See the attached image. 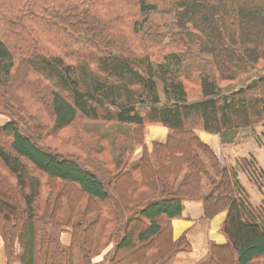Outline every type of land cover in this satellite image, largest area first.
I'll return each instance as SVG.
<instances>
[{"label":"trees","instance_id":"obj_1","mask_svg":"<svg viewBox=\"0 0 264 264\" xmlns=\"http://www.w3.org/2000/svg\"><path fill=\"white\" fill-rule=\"evenodd\" d=\"M1 115L9 263L19 242L22 264H94L112 243L111 264H165L191 248L172 236L187 200L227 211L198 264L264 259V198L238 169L261 188L256 158L223 163L197 133L264 128V0H0ZM147 125L168 128L152 149Z\"/></svg>","mask_w":264,"mask_h":264},{"label":"rangeland","instance_id":"obj_2","mask_svg":"<svg viewBox=\"0 0 264 264\" xmlns=\"http://www.w3.org/2000/svg\"><path fill=\"white\" fill-rule=\"evenodd\" d=\"M181 70H182V68H181ZM189 88L192 89V92L198 90V86H195L193 84H192V87L189 86ZM6 119H7V117H3V115H1L0 116V123L5 122ZM91 124H93V125H89V124L87 125V128L89 130L90 129H97L96 132H99L98 128L103 130L102 127L94 125V123H91ZM159 127H160V125H147L145 127V129H144V141H145L146 147H148V141L150 140V135L152 136V135H154V133L156 135V133L161 130V129H156V130H152V129L159 128ZM126 130H130V128H127ZM110 131H111V129H110ZM148 132H149V134H148ZM67 133L70 134L71 132H67ZM147 134H148V137L146 136ZM200 136H205V135L200 134ZM207 138L209 139L208 145L214 150L216 155L223 161V163L237 164V160L239 158H245V157L250 158V156H252V155L256 158L257 166H260V169L257 170L258 171L257 175H258L259 181L262 182V184H263L261 188L259 187V185L257 183L250 180V178L248 177L245 170H243L240 167L238 169H239L240 181L244 185V187L247 189V191L250 193L252 203L253 204H259L264 198V128L259 125V126L255 127V129H251V128L243 129L239 133H237L236 136H234L233 142H231V143H222L221 144L220 143L221 137L220 136L218 137L217 135H213V137L208 136ZM221 142H222V140H221ZM67 148H69L70 150H74L71 146H68ZM141 151H142V147H140L139 145L136 146L135 152L133 155V159L138 158L142 154ZM140 152H141V154H140ZM224 154H225V156H224ZM1 189H2V187H1ZM45 197H46V195H45ZM66 216H67V214H66ZM67 218H68V216H67ZM60 219H62V218L60 217ZM66 219L63 218L62 220L65 221ZM171 223H172V221H171ZM70 238H71L70 230H69V228H65L63 233H62V240H64L65 242H68V241H70ZM3 242L5 245L4 239H3ZM112 245H113L112 249H110L109 247H106L109 250L103 251L102 253H100L99 255H97L94 258V262H95L94 264H111L112 263L111 262V255H108V254L112 253L114 250V244L112 243ZM10 250H11V252H10L11 253V256H10L11 262L9 264H22L20 261L22 248H21V245L19 244V242H16L14 244V246L12 245ZM184 251H186V250H184ZM150 256H151L150 257L151 261L154 262L155 252L153 250L151 251ZM256 264H264V259L263 258L260 259L259 261H257Z\"/></svg>","mask_w":264,"mask_h":264},{"label":"crops","instance_id":"obj_3","mask_svg":"<svg viewBox=\"0 0 264 264\" xmlns=\"http://www.w3.org/2000/svg\"><path fill=\"white\" fill-rule=\"evenodd\" d=\"M156 129L161 130L156 135L155 133L152 136L150 135V140L148 141L149 149H152L154 141H165L168 135V128L160 126L152 130ZM197 133L200 139L207 144H209L207 137L216 135L203 131H198ZM148 134L146 135L147 137ZM200 134L205 136H200ZM217 136L219 137V135ZM220 143L222 144L221 140ZM226 215L227 211L225 210L215 217L206 218L204 217L201 201H185L184 215L172 220V236L177 239L182 234H185L191 248L186 251L176 252L165 264H198L208 253L211 242L226 243L227 238L222 232V223ZM0 264H9L2 236H0Z\"/></svg>","mask_w":264,"mask_h":264}]
</instances>
